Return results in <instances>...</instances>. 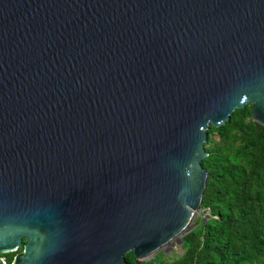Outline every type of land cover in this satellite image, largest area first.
<instances>
[{
    "label": "water",
    "instance_id": "1",
    "mask_svg": "<svg viewBox=\"0 0 264 264\" xmlns=\"http://www.w3.org/2000/svg\"><path fill=\"white\" fill-rule=\"evenodd\" d=\"M246 104L264 124V0H0V253L179 247L208 216L207 129Z\"/></svg>",
    "mask_w": 264,
    "mask_h": 264
},
{
    "label": "trees",
    "instance_id": "2",
    "mask_svg": "<svg viewBox=\"0 0 264 264\" xmlns=\"http://www.w3.org/2000/svg\"><path fill=\"white\" fill-rule=\"evenodd\" d=\"M204 146L207 218L183 235L174 256L161 250L141 264H264V124L250 104L237 107L223 124L209 125ZM16 252L0 256L8 254L9 264ZM124 256L136 264L132 250Z\"/></svg>",
    "mask_w": 264,
    "mask_h": 264
},
{
    "label": "rangeland",
    "instance_id": "3",
    "mask_svg": "<svg viewBox=\"0 0 264 264\" xmlns=\"http://www.w3.org/2000/svg\"><path fill=\"white\" fill-rule=\"evenodd\" d=\"M195 218L196 219H201V218H203V214L201 213V211H199V212H197L196 214H195ZM175 248H169L168 249V251L167 252H163V255H164V257L165 258H170V257H172V256H174L175 255V253H173L175 250H174ZM162 250V249H161ZM161 250H158L157 252H156V254L159 252V251H161ZM15 251H18V252H20L21 251V248L20 247H18ZM163 251V250H162ZM168 254V255H167ZM153 257V256H152ZM152 257H150V258H152ZM149 258V259H150ZM146 260H148V259H146Z\"/></svg>",
    "mask_w": 264,
    "mask_h": 264
},
{
    "label": "flooded vegetation",
    "instance_id": "4",
    "mask_svg": "<svg viewBox=\"0 0 264 264\" xmlns=\"http://www.w3.org/2000/svg\"><path fill=\"white\" fill-rule=\"evenodd\" d=\"M25 240L23 239V242H24ZM20 248H21V251H22V246H19ZM20 251V252H21ZM17 253V252H16ZM8 256V254H4V257L6 258Z\"/></svg>",
    "mask_w": 264,
    "mask_h": 264
}]
</instances>
